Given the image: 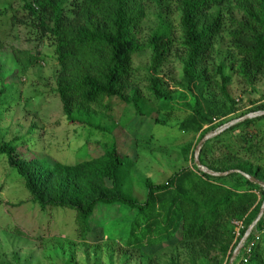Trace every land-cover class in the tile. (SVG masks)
Segmentation results:
<instances>
[{
  "label": "trees",
  "instance_id": "1",
  "mask_svg": "<svg viewBox=\"0 0 264 264\" xmlns=\"http://www.w3.org/2000/svg\"><path fill=\"white\" fill-rule=\"evenodd\" d=\"M150 7L156 13V26L145 44L140 31ZM22 10L37 41L53 48L58 67L54 92L69 125L107 131L99 124V111L106 110L107 100L113 98L130 105L136 116H151L147 99L133 84V56L147 48L151 51L148 100L160 110L173 109L160 74L174 46L170 23L174 11L181 33V82L199 91L179 129L197 134L196 144L233 120H222L235 112L228 91L231 75L226 71L248 83L264 76V0H22ZM13 54L19 59L26 56L23 69L44 61L38 51ZM209 86H215L227 103L202 99ZM4 93L2 87L0 106ZM259 111L264 107L234 119ZM261 121L264 115L247 119L202 145L200 163L209 171H232L229 174L212 176L193 163L163 182L142 177L138 180L142 200L131 188L136 156L121 152L115 138L99 154L74 164L37 156L25 137L0 142V155L41 210H72L82 237L89 233L97 211L128 213L122 264H227L237 246L232 221L243 222L244 235L264 199L263 187L241 174L264 184ZM25 140L29 142L22 143ZM190 147L186 146V155ZM223 180L235 184L226 186ZM262 225L259 220L248 241ZM240 264H264V243H257L247 262Z\"/></svg>",
  "mask_w": 264,
  "mask_h": 264
},
{
  "label": "rangeland",
  "instance_id": "2",
  "mask_svg": "<svg viewBox=\"0 0 264 264\" xmlns=\"http://www.w3.org/2000/svg\"><path fill=\"white\" fill-rule=\"evenodd\" d=\"M155 15V10L150 7L141 26L142 43H147L156 26ZM170 23L174 46L160 75L166 81L173 109L160 110L157 103L148 100L147 68L151 51L147 48L133 56V84L147 99L151 116H136L130 105L113 98L107 100L109 106L106 110L99 111L102 114L99 124L107 129L101 132L66 122L62 104L54 92L58 67L53 48L37 41L28 15L22 10V0H0V89L5 88L0 106V142L25 137L30 142L25 140L22 143L29 142L27 146L37 156L50 162L74 164L99 154L115 138L121 152L131 158L136 156L131 188L133 195L140 200L144 197L140 178L149 177L159 183L181 167H192L198 135L181 131L179 124L189 116L199 91L181 82L178 43L181 33L176 11L170 16ZM14 50L28 55L38 51L44 61L39 66L23 69L21 62L26 56L22 54L23 60L19 59L13 54ZM226 72L231 75L228 91L235 102V112L223 118L224 122L264 107V76L248 83L231 71ZM202 99L225 102L215 86L205 89ZM258 126L264 128V121ZM260 132L259 136L263 134ZM261 143L264 147V137ZM188 145L191 147L186 155ZM222 184L233 186L235 182L223 180ZM120 212L116 213L115 209L97 211L90 222L89 233L82 237L77 231L75 213L51 207L41 210L32 202L23 181L0 155V263L122 264L131 218L124 210Z\"/></svg>",
  "mask_w": 264,
  "mask_h": 264
},
{
  "label": "water",
  "instance_id": "3",
  "mask_svg": "<svg viewBox=\"0 0 264 264\" xmlns=\"http://www.w3.org/2000/svg\"><path fill=\"white\" fill-rule=\"evenodd\" d=\"M264 115V111H259V112H254V113H249L245 116H242L240 118H237V119H233L225 124H223L222 126L218 127L216 130L206 134L197 144L196 146V149H195V153H194V162H195V165L196 167L201 170L202 172L204 173H207V174H210L212 176H224V175H227L229 174L230 172H227V173H216V172H212V171H209L206 167H204L200 161H199V151L202 147V145L209 139H212L213 137H216L218 136L219 134H221L222 132H224L225 130H227L228 128L230 127H233L234 125L240 123V122H243L247 119H251V118H254V117H258V116H262ZM238 172V171H237ZM245 178L249 179L251 182H255L259 185H261L263 187V190H264V184L261 183L260 181H257L255 180L253 177L247 175V174H244V173H241ZM264 215V199H263V202H262V205H261V208H260V211L256 217V219L253 221V223L248 227V229L245 231V234L243 236V240H246L252 229L255 227V225L259 222V220L261 219V217ZM240 250V244L236 246L235 250L233 251L229 261L227 264H233L235 258H236V255L238 253V251Z\"/></svg>",
  "mask_w": 264,
  "mask_h": 264
},
{
  "label": "built area",
  "instance_id": "4",
  "mask_svg": "<svg viewBox=\"0 0 264 264\" xmlns=\"http://www.w3.org/2000/svg\"><path fill=\"white\" fill-rule=\"evenodd\" d=\"M260 220H262L263 225L257 230L256 234L250 241H248V238L243 240L244 235H242V231L245 229L243 222L238 220L232 221L234 241L237 242V245L240 244V250L238 251L233 264H240L241 262L246 263L253 252L254 246L257 243H264V215Z\"/></svg>",
  "mask_w": 264,
  "mask_h": 264
}]
</instances>
